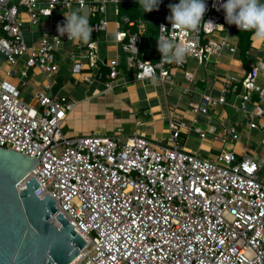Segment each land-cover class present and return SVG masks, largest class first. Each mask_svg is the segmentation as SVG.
<instances>
[{"label":"built area","instance_id":"1","mask_svg":"<svg viewBox=\"0 0 264 264\" xmlns=\"http://www.w3.org/2000/svg\"><path fill=\"white\" fill-rule=\"evenodd\" d=\"M103 1L91 4V13L105 11L108 0ZM226 2L204 0L206 12L197 30H172L169 5L179 0H160L158 10L149 12L158 22V37L164 26L168 30L164 35L191 48L180 64L164 62L162 54L156 62L145 60L143 34L118 30L116 41L128 53L135 78L171 83L175 70L190 58L201 64L225 50L235 52L238 38L235 43L229 38L239 28L227 23L221 7ZM87 4V0H0V53L9 63L0 76V147L40 160L19 189L36 177L41 183L36 194L50 193L58 212L83 236L87 243L73 264H264V174L258 161L239 158L234 151L205 158L187 150L181 144L182 133L207 135L186 121L170 120L166 143L122 129L110 135H68L63 124L75 106L73 100L54 94L50 83L34 93V102L23 99L20 85L30 69L47 77L59 70L56 53L69 39L67 33L59 34L57 25L66 23L74 5ZM41 18L47 19V27L28 43L26 27L39 24ZM124 20L130 26H147L141 18ZM208 21L223 27L206 28ZM107 26L106 19L94 24L96 31ZM71 58L73 72L82 73L85 64L97 66V43H77ZM106 64L111 79L106 85L112 88L119 60L111 58ZM263 64L262 57L252 64L237 106L251 116L264 115L261 104L249 108L254 90L264 102V84H258ZM184 76L192 80L194 74L185 70ZM231 79L224 81L222 95L203 94L193 110L209 113L211 106L228 103L225 94ZM257 125L264 122H251L252 127ZM226 131L239 137L235 127ZM52 221L59 225L55 215Z\"/></svg>","mask_w":264,"mask_h":264},{"label":"crops","instance_id":"2","mask_svg":"<svg viewBox=\"0 0 264 264\" xmlns=\"http://www.w3.org/2000/svg\"><path fill=\"white\" fill-rule=\"evenodd\" d=\"M87 1L88 4L84 8L74 5V9H79L80 14L87 17L89 25L93 28L88 42L95 41L98 45L97 66L89 68L88 64H85L82 73L73 72L75 60L71 58V53L76 50L77 43L82 41L65 40L56 53L58 71L47 77L38 69L29 70L25 84L20 85L24 100L31 99L34 102V93L44 88L47 83L51 84L54 94L65 95L73 100L75 106L68 113L63 124L64 131L68 135L93 133L110 135L122 129L126 134H144L157 142L166 143L170 133V120L194 123L200 126L207 136L202 138L194 132L182 133L181 144L187 150L205 158L213 157L223 151H234L239 158L250 157L262 164L264 174V126H251L252 121L258 124L264 122V115L251 116L249 112L245 113L237 108L244 90L243 81L250 72L252 64L257 62L259 57L264 61V41L257 40L253 33L250 49L243 55L238 29L234 32L235 37L232 33L229 38L231 43H235L238 38V49L235 52L225 50L222 54L213 55L201 64L193 59L196 61L193 66L188 67L187 65L190 64H186L183 68L175 70L171 83L162 85L149 80H138L134 75L135 70L127 64L128 53L122 48V44L116 41V32L118 30L135 32L133 29L137 28L136 32H141L144 38L142 46L146 51L144 59L156 62L161 53L158 51L157 42L152 45V37L158 38V36L150 34V28L154 25L158 29V22L149 12H146L148 16L143 14L144 10L138 0H108L105 2V11L98 9L94 14L90 11V5L99 6L104 1ZM129 2L131 12L136 14L121 17V5ZM260 2L264 3V0ZM111 3L115 4V7L113 10H108ZM126 16L146 20L147 26L142 27L139 24L130 26L124 20ZM103 19L108 21L107 28L96 31L94 24ZM37 25H40L39 29H33L36 25L26 27L25 34H29L30 43L37 38L36 30L41 35V30L47 27V19L41 18ZM156 31L158 34V30ZM148 43H152L151 47ZM111 58L119 60V75L112 80L113 87L109 88L106 82L111 81L110 69L106 62ZM20 64L24 63L21 61ZM8 65L6 57L0 53V76H4ZM185 70H190L194 74L192 80L184 76ZM84 75H92L93 79L88 81ZM227 78H233L225 94L228 103L211 106L209 113L195 112L193 105L201 101L203 94L216 97L222 95L224 81ZM258 84H264V64L259 71ZM234 87L237 89H233ZM260 100L259 93L254 90L249 108L253 109L255 104H261L264 109V102ZM214 127L216 130H213ZM227 127H235L239 137L235 139L226 131Z\"/></svg>","mask_w":264,"mask_h":264},{"label":"water","instance_id":"3","mask_svg":"<svg viewBox=\"0 0 264 264\" xmlns=\"http://www.w3.org/2000/svg\"><path fill=\"white\" fill-rule=\"evenodd\" d=\"M38 158L0 147V264H70L86 245L62 213L56 199L40 197L36 177L18 184ZM55 215L59 225L52 221Z\"/></svg>","mask_w":264,"mask_h":264},{"label":"clouds","instance_id":"4","mask_svg":"<svg viewBox=\"0 0 264 264\" xmlns=\"http://www.w3.org/2000/svg\"><path fill=\"white\" fill-rule=\"evenodd\" d=\"M138 3L144 12H151L154 9L158 10L160 0H138ZM221 7L226 13L227 23L236 25L240 31H253L257 40L264 41V3L260 0H227ZM169 8L171 15L167 19L172 24V30H197L206 12L204 0H179L178 4L169 5ZM65 18L66 23L63 26L57 25L61 36L67 33L69 40L85 43L91 39L93 28L89 25L87 17L80 14L79 9L72 11ZM204 26L223 27L212 21L204 22ZM160 29L161 33L156 40L158 51L162 54L161 60L167 63H183L191 48L186 44L176 43L164 35L168 31L164 26Z\"/></svg>","mask_w":264,"mask_h":264},{"label":"trees","instance_id":"5","mask_svg":"<svg viewBox=\"0 0 264 264\" xmlns=\"http://www.w3.org/2000/svg\"><path fill=\"white\" fill-rule=\"evenodd\" d=\"M130 4L131 3L129 2V3H123L121 5V9H120V16L121 17L125 16L127 14H131V16H134L136 14V13H132L131 12V9H130L131 5ZM143 14L145 16H148L146 14V12H143ZM133 30H135V32H136L137 28H134ZM156 30H158V29H156ZM253 33H254L253 31H243V30H241V31L239 30L238 31V34H239V37H240V42L239 43H240V47H241L243 55L245 54L246 51H248L250 49L251 37H252ZM156 36H158L157 31H156ZM156 39H157V37L153 36V40L151 41L153 43V44L151 43L152 45H154V43L157 42ZM151 44L148 43V46L151 47Z\"/></svg>","mask_w":264,"mask_h":264},{"label":"rangeland","instance_id":"6","mask_svg":"<svg viewBox=\"0 0 264 264\" xmlns=\"http://www.w3.org/2000/svg\"><path fill=\"white\" fill-rule=\"evenodd\" d=\"M114 7H115V4L111 3L109 5V7H108V10H113ZM39 27H40V25H36V26H33V29H39ZM150 29H151L150 30V34L155 35L156 34V27L154 25H152ZM36 33H37L36 36L38 37L40 35V33L37 30H36ZM26 39H27L28 43H30L31 40L29 38V34L28 33L26 34ZM188 64H190V65H187L188 67L193 66L194 64H196V61L193 60V59H190L189 62H188ZM152 86H149V87H152ZM169 86L170 85H167V87H169ZM162 89L163 88L161 87V91H162ZM171 90H173V88H171ZM25 100L26 101H29L30 103H32V100L31 99H25ZM262 179H263V175H262Z\"/></svg>","mask_w":264,"mask_h":264},{"label":"bare ground","instance_id":"7","mask_svg":"<svg viewBox=\"0 0 264 264\" xmlns=\"http://www.w3.org/2000/svg\"><path fill=\"white\" fill-rule=\"evenodd\" d=\"M55 219H56V217H55ZM56 220H57V219H56ZM75 259H76V257H75ZM75 259H74V260H75ZM74 260L71 262V264H73V263H74Z\"/></svg>","mask_w":264,"mask_h":264}]
</instances>
